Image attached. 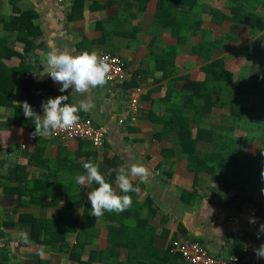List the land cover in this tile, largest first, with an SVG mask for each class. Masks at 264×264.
<instances>
[{
    "label": "crops",
    "instance_id": "obj_1",
    "mask_svg": "<svg viewBox=\"0 0 264 264\" xmlns=\"http://www.w3.org/2000/svg\"><path fill=\"white\" fill-rule=\"evenodd\" d=\"M169 1H164L163 12L156 15L160 0H79L74 13L70 0H1L0 16L8 17L13 8L34 11L32 22L40 31L32 39L38 43L33 51L36 59L24 51L19 32L4 31L0 23V35L7 37V49L14 52L4 57L3 63L8 67L24 63L34 68L17 76L20 86L13 91V106L24 101L28 92L36 95L30 104L41 116L42 102L48 98L67 95V103L90 101L93 107L79 114L103 126L106 134L98 149L87 141L33 136L34 117L23 115L19 120L25 121L23 125L0 126V159L5 160L0 167V228L5 234L0 237V264H113L115 260L127 264L132 254L160 264H182L180 258L174 259L165 251L173 240L183 238L200 242L215 257L242 253L240 258L246 264H264V257L249 254L264 243L260 192L248 197L241 185L225 187L216 171L190 170L186 156L179 155L173 142L154 136L158 124L153 122L154 117L165 112V97L183 90L189 94L192 84L204 79V68L222 60L220 70L232 76L215 87L214 100H230L235 94L234 103H206L200 120L191 123L193 134L197 128L219 126L222 116L232 113L248 114L264 123V5L256 9L259 16L251 17V23H243L239 21L245 18L243 13L234 15L230 10L233 0H196L197 7L192 11L191 0H179V5L171 6ZM175 18L183 27L172 30L173 23L168 22ZM22 33L24 36L28 31L24 29ZM53 50L114 54L121 59L127 78L122 84L107 82L85 94H73L71 87L61 93L60 84L45 73L44 57ZM220 70L216 71L226 77ZM201 91L199 88L197 92ZM135 94L138 108L129 113L128 102ZM239 94L247 97L242 108ZM194 100L203 102L201 97ZM13 106H0V121L13 116ZM120 117H125L122 124L118 122ZM235 135L244 154L258 153L259 140L247 138L239 128ZM195 147L200 152H211L214 144L199 139ZM89 159L98 163L105 177H111L114 187V175L121 165L142 163L149 169L146 182L141 183L138 177L132 179L137 191L128 193L132 205L124 213L136 215V222L130 226L137 231L119 232V241L127 242L138 239V232L143 231L148 244L145 251L131 252L120 244L116 252L111 251L116 255L105 254L109 228L119 223L110 215L108 219L91 215L87 193L98 184L76 183L78 175L86 174L82 168ZM16 166L22 168L13 172ZM31 195L35 203H29ZM68 195H80L83 203L55 229H75L65 231L61 239L50 240L56 236L55 231L51 233L53 218L70 209ZM30 216L43 219L32 224V239L28 230L31 227L21 220ZM250 219L254 222L250 223ZM79 229H84L81 238ZM20 230L29 234L28 243ZM77 241L84 243L81 251L74 247Z\"/></svg>",
    "mask_w": 264,
    "mask_h": 264
},
{
    "label": "trees",
    "instance_id": "obj_2",
    "mask_svg": "<svg viewBox=\"0 0 264 264\" xmlns=\"http://www.w3.org/2000/svg\"><path fill=\"white\" fill-rule=\"evenodd\" d=\"M165 0H160L158 4V8L156 11V15H159L163 12V8L165 5ZM196 0H191V7L189 9L192 11L193 8L197 7ZM234 4L230 6V10L235 14H242L245 18L240 19L243 23L252 22L255 17L259 16L256 9L260 4L264 5V0H233ZM72 2V11L74 13V8L77 7L79 0H71ZM81 2V0H80ZM170 6L179 5V0H170ZM1 3V0H0ZM169 4V3H168ZM1 5V4H0ZM182 6V4L180 5ZM169 10V9H168ZM241 10V11H240ZM215 13V12H213ZM73 15V14H72ZM36 17V13L31 10L22 11L19 9L13 8L12 14L8 17L0 16V23L3 25V30H17L19 32V40L25 43L24 51L27 54H32L34 58L36 55L33 53L34 48L38 46V43L34 42L32 39L40 34L38 27L33 24L32 20ZM253 17V19L251 18ZM178 18V17H177ZM157 19L158 16H157ZM173 23L172 30L179 29L183 27V23L181 20L176 19ZM167 23V24H168ZM26 29L28 31L27 34L23 36L22 30ZM7 37L5 35H0V106L12 107V95L13 91L16 87L20 86V79L17 76L21 77L22 74L33 71L34 68L32 66H25L22 63L18 67H8L6 66L2 59L4 57L12 55L14 52L9 51L7 48ZM27 48H30L27 49ZM176 50V49H175ZM154 54V53H153ZM37 59V58H36ZM158 60V59H157ZM223 68L222 60L214 61L213 63L207 65L204 68V79L200 82H195L192 84L190 93L176 92L173 96L165 97V112L162 115L156 116L153 118V122L158 124L157 131L154 132V136L159 137L161 140L168 139L169 141L175 144V147L179 149V155L186 156L188 168L192 171L205 170L209 172L216 171L217 175L222 178L223 185L225 187H231L232 185H241L248 197H251L252 193L260 192L261 201V210L264 209V123L260 119L252 118L251 115H238L235 113L223 115L221 118V123L219 126H212L206 130H201L199 128L196 129L195 134H193L191 129V123H197L204 112V105L206 103H210V105H229L234 103L235 94L232 96L230 100L220 99V102H215L214 94L216 93L215 87L219 84V82L226 80H230L232 73L225 72L220 69ZM220 70L221 74L225 73L226 77H221L218 71ZM199 88L202 90L201 94L197 91ZM239 105H246L247 97L241 96L243 94H239ZM36 97L35 94L30 92L27 93L26 99L29 104ZM194 97H201L203 102L199 103L194 100ZM237 103V102H236ZM31 105V104H30ZM32 106V105H31ZM14 114L11 118H7L5 120L0 121L1 127H9L13 124L23 125L25 121H19L21 117L24 115L22 107L13 106ZM241 129L246 133L247 138L253 140L260 141V148L258 153L255 156H248L244 154L242 146L238 144L237 137L235 135L236 129ZM204 139L205 141H210L214 144V149L211 152L207 151H198L195 147L196 142L198 140ZM94 153V152H93ZM177 153V155H178ZM95 154V153H94ZM177 157V156H176ZM5 165V160L0 159V167ZM82 167V166H81ZM22 168V166H16L12 171L16 172L17 169ZM83 171L85 170L82 168ZM81 171V173L83 172ZM86 171V170H85ZM84 173V172H83ZM17 174V173H15ZM116 176V174L114 175ZM107 181L113 184L111 177H105ZM19 182V181H18ZM21 183V182H19ZM64 185V183H63ZM114 186V185H113ZM35 197L31 195L29 198V203H35ZM67 203L70 205V209L68 212H61L58 214L56 218H53V228L51 233L55 231L56 236H49L50 240L56 241L57 239L63 238L61 236L65 231H73L75 226L72 228H62L60 230H56V225L61 221L64 223L65 219L71 217L74 208L83 203L82 197L80 195L77 196H67ZM28 203V204H29ZM48 204V203H47ZM46 204V205H47ZM127 210L117 214L115 212H105L104 218L108 219V215H110V219L113 221H117L119 223L118 227L112 226L109 228V246L105 251V254L111 253L110 256H114L116 254L112 253L116 252V248L118 245L123 244L127 247L131 252L133 250L140 252L145 251L148 244H146L145 236L138 232L137 238H132L127 242H120L119 235L120 231H124L127 234L137 231L134 227L130 226L131 222H136V215L131 214L126 216L124 213ZM28 223V226L31 229H28L30 233V239H32V231H35L32 228V224L35 225L38 222L43 221V219H36L33 217L21 218ZM49 221V222H52ZM48 222V221H47ZM49 230V229H48ZM84 229H79L78 238H81V234ZM21 232V230H20ZM57 233V234H56ZM29 235V234H28ZM48 235V234H47ZM0 237H5L3 230L0 228ZM48 237V236H46ZM23 241V240H22ZM39 242V240H36ZM77 250L84 247V243L76 242L74 246ZM113 254V255H112ZM165 254H171L170 248L165 251ZM244 254V253H243ZM251 255H255V252H249ZM6 255V254H3ZM129 258V262L127 264H160L154 260H145L142 258L136 257L134 254ZM174 259H179V255L171 254ZM238 257H242V253L237 254ZM181 260V259H180ZM182 262V260H181ZM113 264H120L115 260ZM182 264H184L182 262Z\"/></svg>",
    "mask_w": 264,
    "mask_h": 264
},
{
    "label": "clouds",
    "instance_id": "obj_3",
    "mask_svg": "<svg viewBox=\"0 0 264 264\" xmlns=\"http://www.w3.org/2000/svg\"><path fill=\"white\" fill-rule=\"evenodd\" d=\"M47 65V73L54 82L60 84L59 91L66 92L70 87L72 93L85 94L90 88L104 86L111 78V65L107 56H101L96 50H82L73 53L72 50H53L44 57ZM67 95H58L42 102L43 115L36 114L27 101L18 102L22 107L26 118L34 117L35 131L31 134L39 137H49L60 130H69L79 120L80 111H88L93 107L90 101L81 100L79 103H67ZM86 174L76 177V183L80 186H91L94 183L98 187L87 193L91 203V215L95 218L103 217L105 212L117 214L127 210L132 205V198L128 193L137 191L132 179L139 178L141 183L148 180L149 169L142 163H133L130 166L121 165L116 171L115 187L106 180L101 173L98 163L89 159L83 163ZM264 176V173H262ZM118 189V190H117ZM254 220L250 219V223ZM220 233V229L217 228ZM264 231V224L260 226ZM21 237L28 243L26 231L21 232ZM258 257H264V243L255 250Z\"/></svg>",
    "mask_w": 264,
    "mask_h": 264
},
{
    "label": "built area",
    "instance_id": "obj_4",
    "mask_svg": "<svg viewBox=\"0 0 264 264\" xmlns=\"http://www.w3.org/2000/svg\"><path fill=\"white\" fill-rule=\"evenodd\" d=\"M66 0H58L64 2ZM71 1V0H70ZM101 56H107L111 65L110 79L107 82L122 84L127 78L121 59L111 53L102 52ZM138 98L136 94L130 97L127 112L131 113L138 108ZM79 120L73 128L69 130H60L51 135V137L60 141H87L95 148H101L104 143L106 130L103 126L96 125L89 117H83L79 113ZM125 117H120L118 122L122 124ZM171 254L179 255L184 264H246L238 256L215 257L198 241L190 238L175 239L170 247Z\"/></svg>",
    "mask_w": 264,
    "mask_h": 264
},
{
    "label": "rangeland",
    "instance_id": "obj_5",
    "mask_svg": "<svg viewBox=\"0 0 264 264\" xmlns=\"http://www.w3.org/2000/svg\"><path fill=\"white\" fill-rule=\"evenodd\" d=\"M242 133H243V132H240L241 135H243Z\"/></svg>",
    "mask_w": 264,
    "mask_h": 264
}]
</instances>
